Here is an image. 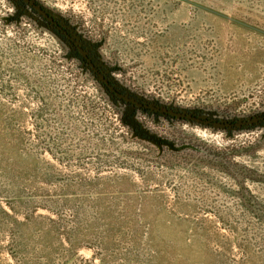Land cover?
Masks as SVG:
<instances>
[{"label": "rangeland", "instance_id": "rangeland-1", "mask_svg": "<svg viewBox=\"0 0 264 264\" xmlns=\"http://www.w3.org/2000/svg\"><path fill=\"white\" fill-rule=\"evenodd\" d=\"M35 1L134 99L255 120L135 110L0 0V264H264V0Z\"/></svg>", "mask_w": 264, "mask_h": 264}, {"label": "flooded vegetation", "instance_id": "flooded-vegetation-1", "mask_svg": "<svg viewBox=\"0 0 264 264\" xmlns=\"http://www.w3.org/2000/svg\"><path fill=\"white\" fill-rule=\"evenodd\" d=\"M17 1H18V0H17ZM23 1H24L25 3H27V4H29V5L34 9V11L37 12V15L34 14L29 8H26V7L22 6V5L18 2V3L20 4V6L26 8V9H29L34 15L38 16L39 18L42 17L46 22H45L44 20H42L41 18H40V19H41V20H42L47 26L53 28L54 32H55V31H58V32L60 33V35H58L56 32H55V34H57L61 39L66 40L67 42H69V43L73 46V53H74V50H76V51L78 52V54H79V55L85 60V63H86V64H84V65L90 69L92 75L94 74L93 76L96 77V78L100 81V83L105 87L106 91H109V92L113 95V97H116L117 99H119V100H116V101H119V102H122V103L125 102V103H123V104L128 105V106L134 108L135 110H141V111L145 110V111H147V112L143 111V112H145V113H151V114H154V115L157 114V116L160 115L161 117H164V116H170V117H172L173 119H179L180 121L190 122V123H193V124H196V125H199V126H203V127H211V128H213V127H215V126H214L215 123H219V124H224V125H225V124H226V125H227V124L231 125V127H225V128H222V129H230V128L234 129V128H237V127H244V126H246V125L252 124L253 122H251V121H254V120H255V119H254V120H253V119H252V120H248V121L231 120V121H238V122H236V123L234 124L233 122H224V121H221L220 119H218V121H216L217 118L214 119V121H213V120H210L209 118H202V117H200V116H198V115L187 114V113H184V112H179V111H175V110H171V109H165V110L174 111V112L181 113V114L191 115V116L196 117V118H198V119H201V120H203V121H210V124H209V125H206V124H204V123H198V122H196V121H192V120H189V119H184V118H180V117L173 116V115H170V114L160 113V112H157V111H153V110L147 109V108H145V107H139V106L133 104L132 102H127V101H125L124 99H121L119 96H117L116 94L112 93V92L110 91V89L107 87V85L101 81V79H100V77H99V74H101V75L104 77V79L109 83V85L112 86V87H113L118 93H120V94H122V95L128 97L129 99H131V100H133V101H135V102H137V103H139V104H142L143 106H151V107H155V108H159V109H164V108H160V107H157V106L149 105V104L143 103L142 101L136 100V99H134L133 97H131L130 95H128L125 91L119 89V88L115 85V83H114V82H113L108 76H106V75L103 73V71H102V69L100 68V66L97 65V64L95 63V61H94V60L92 59V57L90 56L87 47H85L84 45H81V44L76 40V38L72 35V33H70V31H69L68 29H66V28L61 24V22H60V21H59L54 15H52V14H51L50 12H48L45 8H43L41 5H39L35 0H30L31 2H34V4L40 6L43 10H45V11L49 14V16H50L51 18H53V20H54L55 23H51V22H49L46 18H44L42 15H40V13H39V12H38V11L32 6V5H31V3L27 2L26 0H23ZM65 33L68 34V35L70 36V38L67 37V36L65 35ZM62 37H63V38H62ZM76 44H77V45H76ZM78 47H80L81 49L84 50V52L87 54V58L90 60V62H89L85 57H83V56L81 55V53H80L79 50H78ZM74 55H75V54H74ZM75 56H76V55H75ZM76 58H77V57H76ZM91 64H94V66H95L96 69L98 70V73L95 72V71L93 70V68L91 67ZM110 97H111L112 99L115 100V98H113L112 96H110ZM148 111H149V112H148ZM165 118H168V117H165ZM257 120H260V118L257 119ZM248 122H251V123H248ZM242 123H245V124H244V125H241V126H238V124H242ZM217 128H219V127H217ZM220 129H221V128H220Z\"/></svg>", "mask_w": 264, "mask_h": 264}, {"label": "water", "instance_id": "water-1", "mask_svg": "<svg viewBox=\"0 0 264 264\" xmlns=\"http://www.w3.org/2000/svg\"><path fill=\"white\" fill-rule=\"evenodd\" d=\"M26 1L29 2V3H31V5L40 13V15H42L44 18H46L49 22L55 23L54 20H53V18H51L49 16V14L45 10H43L40 6L34 4V2H31L30 0H26ZM65 35L70 38V36L68 34L65 33ZM78 50L81 53V55L83 57H85L90 62V60L87 58V54L84 52V50L81 49L80 47H78ZM91 67L93 68V70L95 72L98 73V70L96 69V67L94 66V64H91ZM99 77H100L101 81L107 85V87L110 89V91L112 93L116 94L121 99H124L127 102H132L133 104H135V105H137L139 107H145L147 109H150V110H153V111H157V112H160V113L170 114V115L177 116V117H180V118H184V119H189V120H192V121H196L198 123H204L206 125H209L210 124V121H203V120L198 119L196 117H193L191 115L181 114V113H177V112H174V111H169V110H165V109H159V108H155V107H151V106H143L142 104H139V103H137V102L129 99L128 97H126V96L118 93L112 86L109 85V83L104 79V77L101 74H99ZM251 122H253V121H251ZM251 122H248V123H251ZM244 124L245 123L238 124V126H241V125H244ZM214 126L215 127H219V128L231 127V125H229V124H227V125L225 124L224 125V124H219V123H215Z\"/></svg>", "mask_w": 264, "mask_h": 264}, {"label": "trees", "instance_id": "trees-1", "mask_svg": "<svg viewBox=\"0 0 264 264\" xmlns=\"http://www.w3.org/2000/svg\"><path fill=\"white\" fill-rule=\"evenodd\" d=\"M18 2L22 5V6H24V7H26V8H29L34 14H36L37 15V12L36 11H34V9L29 5V4H27V3H25L23 0H18ZM42 20H44L42 17H40ZM45 21V20H44ZM46 22V21H45ZM58 35H60V33L58 32V31H55ZM63 38V37H62ZM74 54L76 55V57H77V59L80 61V62H82L83 64H86L85 63V60L78 54V52L76 51V50H74ZM94 75V74H93ZM108 92V94L110 95V96H112L113 97V95L109 92V91H107ZM113 98H115V100H119V99H117L116 97H113ZM123 103H125V102H123ZM143 111H145V110H143ZM145 112H147V111H145ZM149 112V111H148ZM155 115H157V114H155ZM160 116V115H159ZM164 117H168V118H170V119H173L172 117H170V116H164ZM216 121H218V119H216ZM224 122H233L234 124L236 123V122H238V121H224ZM6 215H7V213H6ZM21 225V223L20 222H17V226H20Z\"/></svg>", "mask_w": 264, "mask_h": 264}]
</instances>
